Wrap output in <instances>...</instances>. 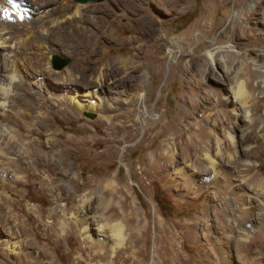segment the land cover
Masks as SVG:
<instances>
[{
	"label": "rangeland",
	"instance_id": "1",
	"mask_svg": "<svg viewBox=\"0 0 264 264\" xmlns=\"http://www.w3.org/2000/svg\"><path fill=\"white\" fill-rule=\"evenodd\" d=\"M250 1L263 0H21L24 15L33 20L24 24L0 0V21L10 14L8 26L19 62L31 75L50 70L42 78L36 76L44 90L42 98L24 86L11 96L10 108L0 107V125L9 126L13 136L20 130L27 142H34L29 149L41 151L30 158L17 152L16 137H8L13 153L2 147L0 171L9 169L13 175L0 182V243L8 226L18 241L12 254L0 246V264H105L97 249L82 246L77 227L67 219L83 191L92 194L90 214L100 220L114 215L119 219L123 193L135 198L143 227L137 244L144 264L155 260L171 264L170 236L176 264H264V237L258 232L225 244L228 231L244 215L241 201L228 189L229 178L220 179L217 187L201 174L184 176L190 169H205L204 157L213 153L215 136L221 153H233L228 139L232 134L236 140L248 137L239 150L250 157L255 165L251 172L264 182V10H257L253 20H244L252 11ZM234 11L241 14L237 20ZM93 38L94 53L88 47ZM216 40L237 52L231 80L222 77L225 56L216 57V67L206 63L205 50ZM53 57L69 62L56 69ZM121 57L130 58L136 70L145 66L143 83L139 72L132 73L130 87L117 82L124 76L114 72ZM103 58L108 66L101 68L103 82L96 89L119 107L111 122L77 109L91 100L82 94L96 86L90 75L100 69ZM193 58L200 60L199 65L190 66ZM67 68H76L84 82L66 85ZM22 76L24 82L30 79L25 71ZM239 81L250 91L246 102L252 122L236 121L226 102L232 99L229 88ZM120 92L123 98L140 92L143 101L124 104L117 99ZM58 99L68 108L56 107ZM32 109L43 119H33ZM51 134L56 136L58 152L51 147ZM168 136L171 144L162 149ZM54 152L63 164L49 159ZM62 173L69 183L62 180ZM106 180H116L114 188ZM246 180L252 183L249 177ZM158 221L172 234H161ZM60 222L66 227L62 235ZM222 248L227 262L218 261ZM44 249L53 255L44 254Z\"/></svg>",
	"mask_w": 264,
	"mask_h": 264
},
{
	"label": "bare ground",
	"instance_id": "2",
	"mask_svg": "<svg viewBox=\"0 0 264 264\" xmlns=\"http://www.w3.org/2000/svg\"><path fill=\"white\" fill-rule=\"evenodd\" d=\"M4 3L6 5L7 12L14 14L15 17L18 19V21L23 22L24 24L32 23L33 20L28 18L26 15H24L25 11L21 5L22 3L21 0H11V2H9V0H4ZM253 5L255 8L252 7ZM247 6L251 7L252 11L251 13H249L250 15L245 14L243 19L244 20L246 19L247 21H251L255 18V14H257V10H261V11L264 10V0L259 4L250 1L248 2ZM239 11H234V18L236 20L241 16ZM9 16L10 14L6 18L2 17V20L0 21V48L2 49V51H0V107L5 109L11 107L10 105L11 103L10 99L12 98L11 96L13 94H16L18 90L20 91V89H23L24 86L28 90H31L32 92L35 91V94H37L38 96H40V98H42L41 96L43 95L42 93H44V90L42 87L39 86L38 84L39 82H36L37 81L36 76H40L42 78L44 72L45 73L50 72V70L46 68L44 69L45 71H36L35 75H31L29 74V70H28L29 68H25L23 62H19L16 55L18 48L17 45L12 42L11 30L8 26L10 20ZM80 17L81 16L79 15V18ZM7 18L8 20H6ZM145 24L148 23L145 22ZM42 29L43 27H41V30ZM149 32L150 34H152L151 31ZM95 46H97V42L96 39L93 38L90 40L88 45V47L91 49L90 52L93 53L95 52L94 50ZM170 53L173 54L174 51L171 50ZM236 55L237 52L235 51V48L233 46L229 45L227 46V49H225L220 45L219 41L216 40L213 41L207 47V49L205 50L204 57L206 59V63L209 65V68H211L217 66L216 57L223 58L225 56L227 60H223L224 65L222 66L223 68L222 77H225L226 80L227 79L231 80L235 78V69L233 66L234 65L233 62ZM3 59H4V63L1 66ZM113 61L115 62V60ZM116 61H117V65H119L118 66L119 69L118 71L116 69L115 70L113 69L115 74L116 75L124 74L123 78L117 81V82H121V85L124 84L125 87L131 86V83L135 78L132 75L133 72H139L138 79L141 80V83H143L144 80H146L144 65H140L139 67L140 69L136 70V67L134 66L135 64H133L130 58L121 57ZM199 63L200 60L193 58L191 59L190 66L199 65ZM100 64H101L100 67L97 66L100 69H98V71H93L90 75V78L93 80V84L96 86L93 87L90 86V88H87L86 92L82 94L83 97H88L91 100L89 99L90 101L86 106L80 105L77 107V109L79 111L86 110L93 113H97L99 114L100 120H108L111 122L112 119L118 115L115 113L116 110L119 109V107L112 105L110 102L107 101L108 99L105 100L104 98L100 97L97 94L98 90L96 88L102 86V82H103L102 81L103 73L101 68H106L108 66V61L106 60V58H103ZM20 65L22 68L20 67ZM86 68H94V67L89 66ZM130 70H132V72H130ZM23 71H25L26 74L30 76V79L28 78L29 80L27 82L23 81L22 78ZM76 74H77L76 68L65 69V71L63 72V75L65 77L64 83L68 86H73V85L75 86V85H80L81 82H84V78L83 77L78 78ZM229 92L232 96V99L228 101L229 98H227L226 102L231 105L232 108L231 111L233 112L234 119L236 121L252 122L253 112L251 111V106L248 105L246 102V99L250 95V91L247 89L244 82L239 81L236 87L229 88ZM95 95H98L97 96L98 99H96ZM72 98L73 97H71L70 99ZM142 98L143 97L142 94H140V92L131 94L129 97L126 98L125 97L123 98L121 92L117 96V99L124 104H129L131 102L141 103L143 101ZM70 102H72V100H70ZM29 104L27 103L26 106H28ZM54 105L64 110L68 108V103L61 99L55 100ZM14 107L18 108L17 105ZM33 113L36 114V116L31 115L33 119H38V118L40 119L41 116L40 112H33L32 109V114ZM253 123L250 124L252 130H254ZM233 128L235 129V126H233ZM19 132L20 130H17L16 136H13L12 135L13 130L9 126L0 125V157L1 154H4L1 153L2 147L9 148V150L13 153V150H11L10 148L12 145L9 147V139L12 140L15 139V137L17 142L20 144V148L18 149L17 152L23 151V153L26 154L28 158L34 156V153H37L38 155L39 153H41V151L38 148L31 151L29 147L34 146V142H27L24 136L20 135ZM242 137L243 136H241L236 140L232 134H229L228 139L232 144L234 152L228 155H224L223 154L224 152L221 153V148H220L221 142L219 140V137L215 136L214 139L215 144L212 151L213 153L206 154L204 157L205 169L203 170L190 169L188 171L185 170L186 173L184 174L186 179L187 178L190 179L191 177H194L196 174L198 175L201 174L202 177L200 178L203 177L209 178L207 180H209L217 187L220 186L219 184L222 182L220 179L229 178V182L227 183L228 189L229 191L234 192V194L241 201V211L244 215L235 224H233L231 230L228 231L230 232L227 235V238L229 239H225L227 241L225 242V244H229L230 240L233 241L234 243H239V241L241 240H246L247 236H249L248 233L250 234L252 231H256L258 232L257 234H259L261 237L262 236L264 237V187L263 188L261 187L262 189H256L253 187L254 184L256 186V184L257 185L263 184L264 182L262 181V179L258 178L255 173H252L253 172L252 169L253 170L255 169V165L251 162L250 157H243L239 150V146L241 145L242 141L248 139V137L245 138L243 137L244 139H242ZM49 139L51 142V147L54 149V151L56 150V152H58V150L55 149L57 148L58 145L57 141L55 140L56 136L51 134L49 136ZM169 144H171L170 136H168L163 141L161 145L163 146L162 149H164L165 146L169 147ZM205 148L207 149L209 148V146L205 144ZM58 158L59 155L54 152L51 154L49 159L51 160L54 159L53 161L56 164L59 165L63 164L62 162L59 161ZM2 169L0 171V182L4 183L6 180L10 179L13 174L9 175L10 172L8 171L9 169L8 170L5 169L2 170ZM178 172H182V170L179 169ZM61 175H62L61 177L62 180L66 181L67 183L70 182L67 174L62 173ZM75 176L76 175L73 174V177ZM248 177L250 178V181L253 184L248 183V181L246 180ZM204 180L202 181L204 182ZM99 182L101 183V181ZM105 183H107L108 186L114 188L116 180H109V181L106 180ZM195 183L196 181H190V184L192 185H194ZM55 204L57 205L56 202ZM120 204H121L120 211L119 214H117L119 219H117V216L114 215L111 216V218L100 220L90 214L94 208L93 206L94 198L92 197V194L83 191L82 193L77 195L76 205L74 206L72 211L68 214L67 219L70 220V222L77 227L76 233L78 235V238L82 246L85 248L91 247L97 249L105 264H144V260L140 256L141 247L137 244L139 241H141V233H142L141 229L143 228L142 219L140 218V209L136 204L135 198H132L130 195H127L126 193H123V197L121 199ZM157 223L159 225V232L161 234L166 232L172 234L171 231H167L168 229L167 227L164 228L161 227L162 224L161 222L158 221ZM6 228H7L6 229L7 237L3 239V241L0 243V246L2 245V248L1 247L0 248L1 250L7 251L8 254H12L14 252V248L16 245L15 240L18 241V239L16 236H14L15 234L11 232V228L9 226ZM65 228L66 227H63V225L60 222L59 230H58L59 234L62 235ZM163 229L164 231H162ZM129 231H131V234H129ZM158 238L160 241L158 240L157 243L159 244L160 242V245H158L157 250L160 251L162 247V243H161L162 236ZM168 238L169 239L167 244L170 246V249L169 248L167 249L169 251L168 252L169 256H172V258H170L171 259L170 261L171 264H176L175 258L177 257V252L174 246L175 243L173 242L172 236ZM42 252H44V254L49 256L53 255L50 252H48V250L46 249H44ZM225 253L226 252L223 251V248L220 249V254L218 255L219 257L218 261L220 260L227 262V260H225ZM157 256L159 257V255ZM158 263H159L158 260L154 261V264H158Z\"/></svg>",
	"mask_w": 264,
	"mask_h": 264
},
{
	"label": "water",
	"instance_id": "3",
	"mask_svg": "<svg viewBox=\"0 0 264 264\" xmlns=\"http://www.w3.org/2000/svg\"><path fill=\"white\" fill-rule=\"evenodd\" d=\"M80 1H85V0H80ZM53 67L56 68V69H59L61 67H63L64 65H66L69 60L68 59H59L58 57H53Z\"/></svg>",
	"mask_w": 264,
	"mask_h": 264
},
{
	"label": "snow or ice",
	"instance_id": "4",
	"mask_svg": "<svg viewBox=\"0 0 264 264\" xmlns=\"http://www.w3.org/2000/svg\"><path fill=\"white\" fill-rule=\"evenodd\" d=\"M9 2H11V0H9Z\"/></svg>",
	"mask_w": 264,
	"mask_h": 264
}]
</instances>
